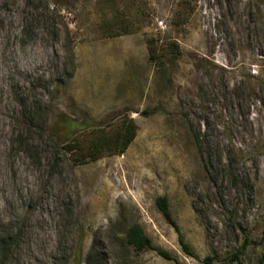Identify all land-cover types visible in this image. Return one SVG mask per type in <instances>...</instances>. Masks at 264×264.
<instances>
[{
    "label": "rangeland",
    "instance_id": "374dc122",
    "mask_svg": "<svg viewBox=\"0 0 264 264\" xmlns=\"http://www.w3.org/2000/svg\"><path fill=\"white\" fill-rule=\"evenodd\" d=\"M124 116L122 154L58 137ZM263 221L264 0H0L5 264H264ZM135 223L175 260L130 244Z\"/></svg>",
    "mask_w": 264,
    "mask_h": 264
},
{
    "label": "trees",
    "instance_id": "16d2710c",
    "mask_svg": "<svg viewBox=\"0 0 264 264\" xmlns=\"http://www.w3.org/2000/svg\"><path fill=\"white\" fill-rule=\"evenodd\" d=\"M151 58L156 60L157 56H155L154 52L151 54ZM122 118L121 126L115 130L111 129L110 126L93 124L92 119L89 117H86L82 121L67 119L64 122H59L56 126L58 128V137L65 139L69 145V150L79 151L83 157V162L96 161L107 155L122 154L127 150L136 136V123L134 119L125 116ZM156 203L165 218L178 232L179 243L183 250L190 256L197 257V253L185 239L179 225L173 219L168 198L160 196L156 199ZM7 238L0 241V264H5L12 249L13 245L11 244L14 243L15 235H9ZM262 239L264 240V221ZM128 242L133 244L139 251L152 249L156 250L164 258L175 260L170 252L152 244L150 237L145 234L139 223H135L129 228ZM89 257H92V255L90 254ZM214 261L215 257L208 255L202 262L203 264H215Z\"/></svg>",
    "mask_w": 264,
    "mask_h": 264
}]
</instances>
